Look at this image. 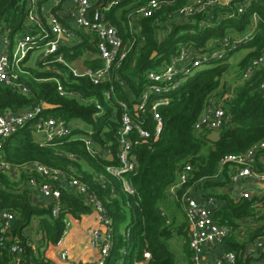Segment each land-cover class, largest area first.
I'll use <instances>...</instances> for the list:
<instances>
[{"label":"trees","instance_id":"1","mask_svg":"<svg viewBox=\"0 0 264 264\" xmlns=\"http://www.w3.org/2000/svg\"><path fill=\"white\" fill-rule=\"evenodd\" d=\"M132 2L133 0H125L108 15L124 41L127 40V35L122 22L123 14ZM27 10V0H0V31L6 32L10 40L24 33ZM253 12L259 14L261 22L255 37L235 51L246 50L247 53L233 67L234 82H227L226 77L230 70L228 60L213 61L208 67L197 71L184 85L167 96L168 105L158 108L162 128L157 136L153 134L154 126L149 112L140 113L134 107L146 85L145 72L176 53L179 42L190 37L180 34L187 27H175L159 40L156 30L150 26L152 20H142L145 43L134 47L119 68L112 70L109 80L99 85L92 84L87 77H74L60 64H55L54 68L62 75L30 68L26 70L32 77H20V81L31 90L29 96L13 92L0 84V112L10 109L18 113L39 103L51 105L54 108L44 109L43 116L61 118L68 124L73 121L81 122L91 130L93 142L100 149L109 150L112 155H115L117 148L115 135L119 127L113 114L117 111L119 101L126 102L133 118L141 121L142 127L150 132L149 138H141L136 131L129 135L137 170L125 177L135 190L134 197L124 193L121 183L109 175L104 187L96 180L97 174L104 173L105 166L114 165L116 161L109 162L91 155L79 138L83 133L81 129H73L69 136L52 144H40L32 136L33 123H28L3 143L2 151L7 162L13 165L38 162L50 168L72 171L96 193L113 224V246L107 264H133L134 261L142 264H176L175 253L170 249V241L174 238L184 239L182 254L187 264H191L186 241L188 226L166 204L168 190L177 182L178 170L185 164L191 165L188 182L182 189L177 190L178 195L187 187H192L193 193L200 191L201 194L205 190H215L226 183L225 180H211L219 169L221 159L227 155L243 153L264 140V93L258 90L260 82L264 81V67L251 79L239 82L245 68L264 49V2H254L244 15L224 20L216 28L192 37H195L196 42L193 46L204 50L205 40L213 36H223L225 29L243 30ZM86 40L70 47L65 46L59 52L64 54L68 62L85 59L86 67H102L99 60L87 57V52L95 55L96 51L93 44ZM153 52H156V58L150 60ZM37 79L51 80L37 82ZM54 80L66 92L75 93L85 100H95L102 111H98L94 103L84 105L75 99L60 96ZM118 80L124 82V87L120 86ZM231 86H234L233 95L227 103L230 119L221 128L219 141L212 144L206 139L208 132H195L193 125L206 101L210 97L216 98L218 92H227ZM107 92H110V99L105 97ZM228 169L229 166H225L220 175L226 180ZM31 176L34 174L29 177ZM24 178L16 181L0 173V210L15 214L10 236L16 238L23 248V253L16 259L7 249L9 241H5V247L0 249V264H52L44 259V252L49 245H55L61 238L62 218L65 213L79 218L82 214L90 213L91 208L73 190L61 188L63 212L58 218H53L50 205L39 209L30 203ZM112 188L114 196L111 195ZM214 198L219 202L215 215L217 222L228 225L233 230L238 226V221L249 219L252 228L249 240L264 237V214L258 217L253 209L256 204L264 206V197L242 199L238 202L222 195H215ZM171 205L177 209L179 207V203L175 201ZM162 211L169 217L168 224V217H163ZM167 212L171 215H167ZM34 220H37L38 231L43 236L38 245L32 247L22 236V231ZM122 250H125V255L121 254ZM221 250L234 252L236 264H248L252 258L246 244L237 242L233 234L225 239ZM144 252L149 253L147 260L143 259ZM258 257L264 260V251Z\"/></svg>","mask_w":264,"mask_h":264},{"label":"built area","instance_id":"2","mask_svg":"<svg viewBox=\"0 0 264 264\" xmlns=\"http://www.w3.org/2000/svg\"><path fill=\"white\" fill-rule=\"evenodd\" d=\"M28 10L26 23L22 34L10 40L6 32L0 31V84L10 88L21 95H31V90L20 81V75L26 59L34 53L41 57V71H50L57 74L60 72L54 68L60 64L74 77H87L92 84L99 85L109 80L112 70H117L134 47L145 43L146 37L142 31V20L151 19V28L156 30V35L161 40L164 35L170 33L175 27H187L180 31L181 35L190 37L179 42L175 54L162 61L155 68L145 72L146 85L138 98L135 109L140 113L146 111L151 115L153 122V134L158 135L162 128V118L158 112L160 106L168 105L170 93L178 90L184 82L197 71L208 67L213 61H227L229 56L242 44L250 42L256 35L261 17L253 12L249 17L246 27L238 31L234 28L225 29L223 36H213L205 40L204 50L196 49L195 34L216 28L228 19L245 14L252 3L260 4L264 0H133L126 7L123 14V25L126 28L127 40L124 41L117 27L111 23L108 15L119 8L125 0H52L54 6L64 9L67 7L70 21L74 28L64 27L60 24L57 16H48L49 25L44 28L36 18V0H27ZM117 11V10H116ZM115 11V13H116ZM89 34L92 37L94 55L102 63V67L92 69L89 67H73L66 60L62 50V42L66 41L70 47L76 44L78 34ZM237 33L238 35H233ZM72 53V52H70ZM77 60V59H76ZM264 67V49L242 72L239 82L251 79L256 72ZM62 75V74H60ZM39 79V82L50 81ZM57 84L60 96L75 99L81 104L94 103L98 111L101 106L93 99H82L79 95L66 92L62 85ZM120 86L124 82L118 80ZM233 88L220 94L216 98L210 97L193 125L195 132H220L221 128L228 123L230 117L227 113V103L233 95ZM258 90L264 93V81L260 82ZM126 92L130 95L128 89ZM110 99V92L105 94ZM152 97H154L152 99ZM42 103L28 108L22 113H15L10 109L0 112V173L11 175L21 172L34 174L28 178V185L34 187L39 194L50 202L51 216L58 218L62 210L61 188L63 186L73 190L91 208L95 219L96 228L88 231L90 244L96 246L98 255L90 260L89 264H107L113 246V224L102 201L96 193L84 182H81L71 171L50 168L38 162L13 165L7 162L2 151L3 143L10 136L22 129L28 123H33L35 131L44 137V143L52 144L54 141L70 135L73 129L70 124L61 118L43 116ZM113 118L119 122L115 135L117 148L115 155L107 149H100L92 140L91 130L86 132V137L80 139L87 151L99 159H106L112 155L116 161L114 165H107L104 173L97 174L96 180L104 187L107 175L121 183V189L129 196H135L134 188L126 179L127 174L135 173L137 161L132 154L133 144L129 140L132 131H136L141 138H149L150 132L142 127V122L133 118L129 106L124 101L117 103V111ZM79 129V128H78ZM225 166H233L234 171L230 174L232 184L242 178L253 183L264 184V140L254 144L247 151L240 154L227 155L221 159L219 169L214 176L218 178ZM191 165L185 164L178 170L177 182L168 190L166 200H174L179 203L188 226L187 246L190 252L191 264H210L204 261V254L212 249L220 248L227 239L232 229L225 224L216 221V212L219 202L213 197L199 198L194 196L192 187L184 188L180 195L177 190L182 189L189 179ZM114 196V188L111 189ZM241 199H250L248 193L241 194ZM163 217L166 213L161 212ZM15 214L8 210H0V249L5 247L4 242L9 241L8 251L18 259L23 253V248L16 238L10 236ZM168 219L166 224H168ZM63 231L61 238L54 245L59 247L68 236L72 225L73 216L65 213L62 218ZM39 233V239L42 237ZM257 249L264 251V237L257 243ZM125 255V250H122ZM143 259L149 258V253H143ZM61 260L67 258V252H60ZM133 264H142L134 261ZM212 264H236V255L231 251H220L217 259Z\"/></svg>","mask_w":264,"mask_h":264},{"label":"crops","instance_id":"3","mask_svg":"<svg viewBox=\"0 0 264 264\" xmlns=\"http://www.w3.org/2000/svg\"><path fill=\"white\" fill-rule=\"evenodd\" d=\"M48 1L50 0H36L34 12L36 13V18L40 21L41 25L44 28L48 27L49 25L48 16L54 15L58 17L59 22L62 26L68 27L71 29L74 28L73 23L70 21L69 12L67 11V7H65L64 9H61V7H59L60 5L54 6L51 0V4L47 8V6L45 7L44 3H47ZM233 35H238V34L233 33ZM82 40H86L87 42L92 43V37L87 33L83 35L82 34L77 35L76 43H80L82 42ZM62 45L69 46V44L66 41L62 42ZM87 57L95 58V56L91 55L90 52H87ZM91 58H88V59H91ZM40 59L41 57L38 53L37 55L35 53L34 55L31 54L26 59L25 64L23 65L20 77L21 78L26 77V76L32 77L30 73L26 71L28 68L37 70L39 72H45V71H41L43 68L39 61ZM84 61L85 59L71 60L69 61V64L75 68L80 69V67H85ZM47 72H50V71H47ZM38 80L39 79H37V82H39ZM26 110L27 109H23L19 111L18 113H22ZM70 125L72 127H75L77 129L79 128L81 130L83 126L86 127V125L82 124L79 121H73ZM86 128L90 131L88 127ZM32 136L35 142L40 143V144L43 143L44 137L41 133L34 130L32 133ZM233 171H234V167L229 166L228 180L224 179L222 177L223 175L218 178L214 177L211 179L212 181L225 180L226 183L223 186L217 187L215 190H208V191L205 190L203 191L202 194L200 193V191L194 192L195 194L194 196L199 197V198H206V197L214 198L215 195H222L235 202L242 200L241 194L243 193H248L250 195V199L264 197V187H262L264 184L253 183L252 181L246 178H242L238 182L232 184L230 182L229 177ZM262 171L264 172V169H262ZM30 175L31 174L29 173L21 172L17 174H11L9 175V177L12 180L14 179L16 181L21 180L22 178L25 177L26 178V179L24 178L26 182L25 184L29 190L28 197H29L30 203L36 208L45 209L49 206L50 201L48 199L43 198L34 187H30L28 185L27 181ZM62 188H68V187L63 186ZM172 201L174 202V200H171V199L166 200V204L170 205L171 212H174L176 217H179L176 211L179 210L182 213L181 206L179 204V207L177 209L176 207L171 205L173 203ZM253 209H254L255 215L258 217L264 214L263 205L256 204L253 206ZM167 215H171V214L167 212ZM179 218L184 219V216L183 217L180 216ZM168 220H169V217H168ZM93 228H96V223H95V219L91 212L88 214H82L80 215L79 218L73 217V225H72V228L68 236L64 239V241L59 247H55L54 245H49L44 252V259L46 261H50L52 264H89L88 262L96 258L98 255V249L96 246H92L90 244V236L88 235V231ZM251 229L252 228H251L249 219H244V220L238 221V226L232 230L231 235L233 234L237 242L246 244V246L248 247V251L251 252L252 258L248 264H264V260L258 257L261 255L263 250L257 249V243L258 241H260L261 237L256 238L254 240H249ZM188 232H189V229L187 230V233ZM39 233L40 231H38L37 220H34L29 227L25 228L22 231V236L26 239V242L29 244V246L34 247L35 245H38V242L40 240ZM62 250H65L67 252V258L65 260H61L60 258V252ZM220 251H221V248L220 250L216 248V249H212L206 252L204 254V261L212 264V262L215 259H217ZM183 262L187 264L186 259H184Z\"/></svg>","mask_w":264,"mask_h":264},{"label":"rangeland","instance_id":"4","mask_svg":"<svg viewBox=\"0 0 264 264\" xmlns=\"http://www.w3.org/2000/svg\"><path fill=\"white\" fill-rule=\"evenodd\" d=\"M67 3H69L71 0H65ZM53 3V2H52ZM51 4V0L48 1L47 3H44L45 7L47 6V8L50 6ZM117 14V13H116ZM119 16V15H117ZM246 50H242V51H238V52H233L229 58H228V65L230 66V70L227 73V82H234V71L235 69L233 67H235V65L238 63V61L243 57V55L246 53ZM37 55V53H35ZM34 55V54H33ZM82 131L83 133L79 135L80 139H83L86 137V132H88L89 130L83 126L82 127ZM176 213L178 214V216L183 217L181 211H176ZM184 243V239H179V238H174L172 241H170V245H171V250L175 253V257H176V264H185L183 262L184 260V255L182 254V245Z\"/></svg>","mask_w":264,"mask_h":264},{"label":"water","instance_id":"5","mask_svg":"<svg viewBox=\"0 0 264 264\" xmlns=\"http://www.w3.org/2000/svg\"><path fill=\"white\" fill-rule=\"evenodd\" d=\"M156 55H157L156 52H153L152 55H151V57H150V60H154L156 58ZM42 106H43L44 109H52V108H54L53 106L48 105V104H45V103H43ZM206 139L210 143L215 144V143H217L219 141V133L216 132V131H211V132H209L206 135ZM106 160L109 161V162H111L113 160L112 155L108 156L106 158ZM262 187H264V185Z\"/></svg>","mask_w":264,"mask_h":264}]
</instances>
